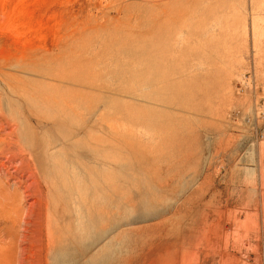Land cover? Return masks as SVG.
Wrapping results in <instances>:
<instances>
[{
  "label": "rangeland",
  "instance_id": "374dc122",
  "mask_svg": "<svg viewBox=\"0 0 264 264\" xmlns=\"http://www.w3.org/2000/svg\"><path fill=\"white\" fill-rule=\"evenodd\" d=\"M0 205V264H264V0H0Z\"/></svg>",
  "mask_w": 264,
  "mask_h": 264
},
{
  "label": "bare ground",
  "instance_id": "6f19581e",
  "mask_svg": "<svg viewBox=\"0 0 264 264\" xmlns=\"http://www.w3.org/2000/svg\"><path fill=\"white\" fill-rule=\"evenodd\" d=\"M90 197V195L89 194H85L84 195V200H88V199H90L89 198ZM98 200V198H94L92 201H93V204H95V202ZM105 202V201H104ZM109 203V202H108ZM1 206V205H0ZM109 206V205H108ZM110 206H112V205H110ZM13 207V206H12ZM7 207L5 206V209H6ZM112 208V207H111ZM110 208V209H111ZM89 209V208H88ZM92 209V208H91ZM4 210V209H3ZM15 212V211H14ZM6 213V212H5ZM14 214H16V213H14ZM13 214V215H14ZM17 215H15V217H16ZM0 217H2V216H0ZM14 219V218H13ZM15 219H17V218H15ZM15 222V221H14ZM1 223V222H0ZM18 223V222H17ZM88 223V222H87ZM96 223V222H95ZM88 225V224H87ZM95 225V224H94ZM3 226V225H2ZM12 227V226H11ZM1 228V227H0ZM14 228H16V227H14ZM2 230H4V229H2ZM117 230V229H116ZM0 231H1V229H0ZM15 231V230H14ZM115 231V228H113V229H111V230H109V231H101L100 233H98L97 234V236L96 237H91V238H89V241H88V245L87 246H89V247H92V246H94L100 239H102V238H104V237H106L107 235H110V234H112L113 232ZM5 232V231H4ZM6 235V234H5ZM4 236V235H3ZM14 237V236H13ZM12 237V238H13ZM16 238V237H15ZM87 238V239H88ZM17 239V238H16ZM86 239V240H87ZM9 245H12V248L15 246H13V244L11 243V244H9ZM1 246V245H0ZM116 246H117V244H116ZM50 247V246H49ZM114 247H115V245L114 244H112V245H110V246H108V250H109V253H110V255L109 256H107V258L104 260L105 261V263L106 262H108L110 259H111V257H112V255H114L115 253H114ZM3 248H5L4 246L3 247H1L0 249L2 250ZM52 249V248H51ZM84 250V249H83ZM2 252V251H1ZM51 252V251H50ZM3 255V253L1 254V256ZM6 257V256H5ZM0 260H3V258H1ZM95 260L96 259H94V261L93 262H89V263H87V264H98V263H96L95 262ZM72 258H71V256H70V254H68V251L67 250H61L60 252H58L57 254H56V256H55V259H54V264H72ZM2 264V263H1Z\"/></svg>",
  "mask_w": 264,
  "mask_h": 264
}]
</instances>
